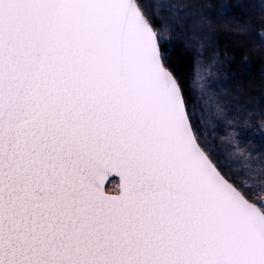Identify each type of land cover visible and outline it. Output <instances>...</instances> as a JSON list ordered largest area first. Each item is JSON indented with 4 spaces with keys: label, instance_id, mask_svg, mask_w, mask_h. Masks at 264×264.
Listing matches in <instances>:
<instances>
[{
    "label": "snow or ice",
    "instance_id": "1",
    "mask_svg": "<svg viewBox=\"0 0 264 264\" xmlns=\"http://www.w3.org/2000/svg\"><path fill=\"white\" fill-rule=\"evenodd\" d=\"M169 55L141 0H0V264H264V199L200 142Z\"/></svg>",
    "mask_w": 264,
    "mask_h": 264
},
{
    "label": "trees",
    "instance_id": "2",
    "mask_svg": "<svg viewBox=\"0 0 264 264\" xmlns=\"http://www.w3.org/2000/svg\"><path fill=\"white\" fill-rule=\"evenodd\" d=\"M205 2L207 0H191L180 3V7L174 6L188 13L191 20L186 23L184 18H178L169 32L163 31V24L149 13L142 1L141 6L145 14L155 21V27L161 37V49L170 54L166 60L168 68L183 86L191 89L188 94L194 96L193 104L196 111L193 124L200 136V142L214 148L216 150L214 155L219 154L226 170L230 168L231 175L253 190L254 200H261L264 199V191H261V188L254 189L253 185H248L242 179L241 168L234 159V151L237 147L233 143L237 144V139L241 140L240 142H243L249 150L243 156L245 158L254 156L258 159L250 164L259 172L256 173L260 179L261 172L264 171V132L260 131L261 122L264 121V104H261L264 92V0H212L210 9L207 10L203 7ZM224 6H227V11L221 15L218 10ZM205 12L211 15L213 21V26L211 28L206 26V29H210L215 38L213 45L209 49L205 48V57L213 59L218 69L229 73L227 75L231 77V82L226 79L221 80L225 94L219 98L220 100L217 101L212 95L205 98L213 101V104L209 102L213 109L208 108L209 103L207 107L202 106L203 101L197 97L193 87L198 64L197 56L203 50L192 44V35L194 37L195 33L193 29L191 32L190 27H193V22H198L199 19H194V14L199 17ZM162 31L164 33L161 35ZM204 104L206 105V101ZM234 104L238 105L236 111L233 108ZM191 107L190 104V112ZM216 109L220 120L216 124L209 123L208 126L211 128L209 130L203 116L205 111H209L211 115ZM229 110L235 113V116L231 115L229 118L230 122L226 112ZM237 111L241 113L237 114ZM236 121H240L238 124H241L242 135L236 129ZM243 136L248 141L246 139L243 141L241 139L244 138ZM256 136L260 138L259 142L255 139ZM256 144L257 147L254 146ZM260 181L264 184V181L261 179Z\"/></svg>",
    "mask_w": 264,
    "mask_h": 264
},
{
    "label": "rangeland",
    "instance_id": "3",
    "mask_svg": "<svg viewBox=\"0 0 264 264\" xmlns=\"http://www.w3.org/2000/svg\"><path fill=\"white\" fill-rule=\"evenodd\" d=\"M141 1L143 2V5L149 11V13L152 16H155L156 18H158V20H160V22L163 24V31L168 30L167 32H169L174 24V21L178 20L179 17L178 16L176 17V15H169L168 13H161L156 6L158 3V0H141ZM189 1L191 0H168V2L172 3L174 6H179V7H180V3L189 2ZM194 15H195L194 19L200 17V16L199 17L196 16V14ZM191 29H193V32L195 33L194 37L192 35V44L196 46L197 48L200 47V49L203 50V52L202 53L199 52L197 56V63H198L197 71L199 70L201 79L199 81L197 80V77H196L197 71H196L194 80H193V87L197 92L196 93L197 97L200 98L201 101H203L202 106L207 107L208 103L212 102L213 104V101L211 99L205 100V98L211 97L212 95V97H214L217 101L220 100L219 98L222 97L223 94H225L224 85L221 83V80L226 79L231 82L230 80L231 77L227 75L229 73L220 71L218 69V66L214 63L213 59H208L207 57H205V52H204L205 48L209 49L211 45H213L214 40H215L213 32L208 28L206 29V25L199 23V22H193V27H190V30ZM163 31L161 32V35L162 33H164ZM228 81H225V82H228ZM262 96H261L262 97L261 104H264L263 102L264 92ZM204 101H206V105L204 104ZM210 103H209L208 108L213 109ZM233 108H234V111L238 110V105L234 104ZM230 109H232V107H230ZM226 112H227V119L230 122L229 118H231V115L235 116V113H233V110H229ZM236 113L240 114L241 112L237 111ZM217 115H218L217 109L213 111L211 115L209 114V111L208 112L205 111L203 118H204V122H205L207 129L211 130V128L208 126L209 123L213 122V124H216L220 120L219 115L218 116ZM239 122L236 121L235 125H236V129L238 130V133L242 135V132L240 131L241 124H238ZM241 139L244 141L246 138L244 137ZM255 139L259 142L260 138L256 136ZM240 141L237 139V144L233 143V145L237 147L234 151V159L238 162V167L241 168L240 174L242 176V179L248 185H253L254 189L264 188V184L258 178L257 173L259 172L252 167L253 166L252 164H250V163L256 162L255 159L257 158L254 156L245 158L243 155L248 153L249 150H248V147L243 142H240ZM246 141H248V139H246ZM257 141L255 142L259 144ZM257 144L254 146L257 147L258 146ZM237 173L239 174V171H237ZM107 191L108 193H112V194L119 193L120 191L119 180L116 178L112 179L108 186Z\"/></svg>",
    "mask_w": 264,
    "mask_h": 264
},
{
    "label": "water",
    "instance_id": "4",
    "mask_svg": "<svg viewBox=\"0 0 264 264\" xmlns=\"http://www.w3.org/2000/svg\"><path fill=\"white\" fill-rule=\"evenodd\" d=\"M171 71V70H170ZM172 72V71H171ZM172 74L174 75V73L172 72ZM175 76V75H174ZM176 77V76H175ZM118 179L119 180V188H120V178L118 176H115V175H109L107 177H105L104 179V184H103V187H104V191H105V194L108 195V196H118L120 194V191L119 193L117 194H112V193H108L107 189H108V186L111 182L112 179Z\"/></svg>",
    "mask_w": 264,
    "mask_h": 264
},
{
    "label": "flooded vegetation",
    "instance_id": "5",
    "mask_svg": "<svg viewBox=\"0 0 264 264\" xmlns=\"http://www.w3.org/2000/svg\"><path fill=\"white\" fill-rule=\"evenodd\" d=\"M115 194H117V193H115Z\"/></svg>",
    "mask_w": 264,
    "mask_h": 264
}]
</instances>
